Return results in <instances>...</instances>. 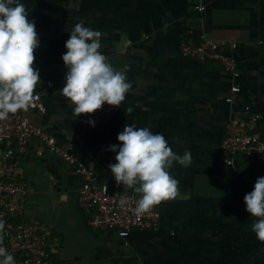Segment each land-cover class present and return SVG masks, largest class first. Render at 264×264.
Returning a JSON list of instances; mask_svg holds the SVG:
<instances>
[{
	"label": "crops",
	"instance_id": "crops-1",
	"mask_svg": "<svg viewBox=\"0 0 264 264\" xmlns=\"http://www.w3.org/2000/svg\"><path fill=\"white\" fill-rule=\"evenodd\" d=\"M35 22L40 41L34 68L46 111L22 110L29 120L56 137L59 146L94 169L100 182L117 185L109 165V146L125 124L161 133L173 152L190 151L187 168L174 162L176 197L158 204L157 230H134L128 237L91 228L79 205L81 177L55 155L38 156L36 145L17 162L16 174L27 185L24 219L42 222L50 248L72 264H264V242L251 227L244 196L264 177V163L222 160L221 143L237 107L249 104L263 115L264 134V0H21ZM101 33L99 51L116 70H124L131 89L121 108L90 126L80 122L61 90L68 71L62 55L69 31L80 21ZM190 29L206 37L238 43L241 76L234 79L218 64L182 55L180 43ZM55 86L43 90L48 81ZM242 92L230 104L232 84ZM132 111L129 112L128 109Z\"/></svg>",
	"mask_w": 264,
	"mask_h": 264
},
{
	"label": "built area",
	"instance_id": "built-area-1",
	"mask_svg": "<svg viewBox=\"0 0 264 264\" xmlns=\"http://www.w3.org/2000/svg\"><path fill=\"white\" fill-rule=\"evenodd\" d=\"M209 0H199L193 9L200 13L206 10ZM238 43L206 37L190 29L180 43L182 55L202 63L214 62L234 79L241 76L237 59ZM65 81V80H64ZM48 81L43 88L55 86ZM242 88L238 83L230 87L226 101L236 102ZM30 108L46 111L40 91L34 92ZM120 106L102 105L92 114H82L79 121L95 123L105 120L108 114ZM263 115L249 104L237 107L226 126L221 143L222 160L225 165H234L238 158L264 163V134L260 123ZM36 145V154H52L74 167L81 177L79 205L89 215L87 224L94 229L114 231L120 237H128L134 230H157L161 214L158 205L143 213L136 211L141 194L132 191H113L100 182L98 173L79 160L71 149L58 145L56 137L44 128L33 124L22 110L0 120V220L4 229L0 232V247L14 256L15 264H72L53 255L48 229L42 222L24 219L23 199L27 185L17 176V162ZM121 200L126 204L122 205Z\"/></svg>",
	"mask_w": 264,
	"mask_h": 264
},
{
	"label": "clouds",
	"instance_id": "clouds-1",
	"mask_svg": "<svg viewBox=\"0 0 264 264\" xmlns=\"http://www.w3.org/2000/svg\"><path fill=\"white\" fill-rule=\"evenodd\" d=\"M35 27L21 0H0V120L33 104L34 89L40 81L39 70L33 66L34 51L40 44ZM64 47L67 51L61 58L68 71L61 92L72 104L73 113L77 117L92 114L105 103L120 106L132 85L124 70L114 69L99 51L101 33L80 20L69 31ZM88 124L94 127L95 121L89 119ZM117 140L120 143L108 149L116 153V163L109 169L117 185L141 194L138 213L177 196L179 182L169 170L174 162L189 167L190 151L178 155L161 133L135 124H125ZM244 204L252 217L259 218L251 231L264 242V177L256 179L253 190L244 196ZM4 227L0 220V232ZM0 264H15L14 256L3 247Z\"/></svg>",
	"mask_w": 264,
	"mask_h": 264
},
{
	"label": "trees",
	"instance_id": "trees-1",
	"mask_svg": "<svg viewBox=\"0 0 264 264\" xmlns=\"http://www.w3.org/2000/svg\"><path fill=\"white\" fill-rule=\"evenodd\" d=\"M236 162H238V161L236 160Z\"/></svg>",
	"mask_w": 264,
	"mask_h": 264
}]
</instances>
